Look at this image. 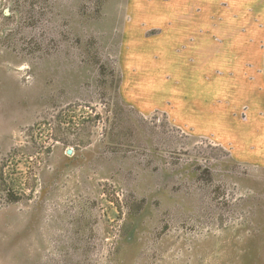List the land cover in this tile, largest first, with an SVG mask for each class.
<instances>
[{
    "label": "rangeland",
    "instance_id": "obj_1",
    "mask_svg": "<svg viewBox=\"0 0 264 264\" xmlns=\"http://www.w3.org/2000/svg\"><path fill=\"white\" fill-rule=\"evenodd\" d=\"M202 2L215 105L189 122L175 0H0L1 264H264L263 88L239 102L264 0Z\"/></svg>",
    "mask_w": 264,
    "mask_h": 264
},
{
    "label": "crops",
    "instance_id": "obj_2",
    "mask_svg": "<svg viewBox=\"0 0 264 264\" xmlns=\"http://www.w3.org/2000/svg\"><path fill=\"white\" fill-rule=\"evenodd\" d=\"M202 3H204L202 2V0H175V20L171 21L173 23V28L171 29V36L166 39L168 42H171V44L166 45V47L175 49V89H185L187 90V92H189L187 94L188 100L181 99L180 95L175 94V96L177 95V97H175V106H178L179 113H182L184 115L187 114L188 121H192V118L195 120H201L200 115L202 113L210 114L211 107L215 105V101H212L211 96H209L210 93H208V96L205 93H201L203 89L211 92L213 87L212 85H209L210 82L207 79V74L203 72L206 63L204 62V67L202 68H197V66L195 65L196 62L200 65L203 63L202 59H206V50L212 47L213 15L209 11V9L200 7ZM163 24L164 25L161 26V28L163 30V34L166 36L169 33V30L167 29H169L170 22H164ZM256 50H258V47H256ZM196 51L198 54L196 53ZM199 56L201 59H198ZM207 58L209 59V53H207ZM241 58H244L243 53L241 55ZM241 61L243 65L245 61L242 59ZM251 64L253 66L258 65V63L255 61L251 62ZM184 72H188L186 78L183 79L186 80V83L189 80H192L190 77H192L196 83L193 85H189L187 83L185 86L180 87L179 82L182 79L180 78L179 73ZM257 76H259V73H247L246 76L244 74L241 75L240 79L243 81V83L244 81H247L250 82L249 84L251 85L244 86V84H242V92H247V95H244L247 99L244 98L242 100L243 95L239 97L241 112L245 107L250 110V101L254 102V100L256 99L254 96L250 95L251 91L257 90L260 92L262 88L264 90V84H254V81L256 80ZM193 93H195V96L192 98L190 96H192ZM255 114L256 112L254 113V115ZM254 115H251V119L255 117ZM178 118L179 117H175L176 122L180 120ZM236 118L237 117L235 116L234 119L236 121V124H239ZM240 123L244 124L243 115H241ZM248 123L249 122L245 124ZM248 125H242L243 127L241 129H249V131L251 130L252 133L251 131H248L245 132V134L247 136L251 135L254 137V135H256L253 132L254 127H249ZM240 131L241 130L238 129L237 134ZM238 135H240V133ZM259 144L262 146V148L259 149V152L264 154V143L259 142ZM242 145V148L240 144H237L235 147L237 155H240L241 157H243L244 153H248L250 149L252 150L255 147V145H253V142L250 144L242 143Z\"/></svg>",
    "mask_w": 264,
    "mask_h": 264
},
{
    "label": "trees",
    "instance_id": "obj_3",
    "mask_svg": "<svg viewBox=\"0 0 264 264\" xmlns=\"http://www.w3.org/2000/svg\"><path fill=\"white\" fill-rule=\"evenodd\" d=\"M1 177H3V176L1 175Z\"/></svg>",
    "mask_w": 264,
    "mask_h": 264
}]
</instances>
